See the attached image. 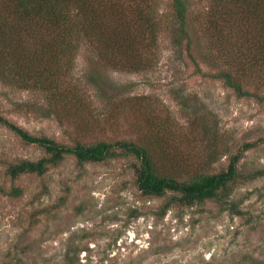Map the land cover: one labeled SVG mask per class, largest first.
<instances>
[{
    "label": "rangeland",
    "instance_id": "374dc122",
    "mask_svg": "<svg viewBox=\"0 0 264 264\" xmlns=\"http://www.w3.org/2000/svg\"><path fill=\"white\" fill-rule=\"evenodd\" d=\"M150 1L160 28L154 46L147 40L141 51L145 70L110 64L82 42L67 83L87 99L88 114L59 106L56 118L45 92L0 79V116L69 146L170 131V142L155 149L174 177L223 170L244 144L256 143L239 167L264 171V100L238 98L214 77L228 67L207 32L211 0H184L191 48L174 41L173 0ZM249 89L264 97V87ZM43 156L0 125V264H264V175L230 195L241 216L209 201L159 218L164 199L141 195L128 160L81 166L70 156L43 177L8 175L11 165Z\"/></svg>",
    "mask_w": 264,
    "mask_h": 264
},
{
    "label": "trees",
    "instance_id": "16d2710c",
    "mask_svg": "<svg viewBox=\"0 0 264 264\" xmlns=\"http://www.w3.org/2000/svg\"><path fill=\"white\" fill-rule=\"evenodd\" d=\"M173 8L177 23L174 41L180 45L186 40L191 48L194 38L187 32L189 6L184 0H173ZM158 15L150 0H0V79L45 92L56 118L61 116L56 110L59 106L75 108L79 116L88 114L87 99L67 83L82 42L107 55L110 64L119 63L128 71L145 70L148 65L142 61L141 51L157 41ZM207 26L217 48L218 62H225L228 67L214 77L238 98L264 100L249 89L264 87V0H211ZM218 65L213 66L220 69ZM0 125L24 144L44 151L37 161L22 160L11 165L8 175L12 180L24 175L43 177L70 156L81 166L110 159L128 160L141 195L164 199L157 211L159 218L174 206L193 207L209 201L219 204L222 211L241 216L243 211L229 201L230 195L238 185L264 175V171L244 172L239 167L245 153L256 143L244 144L230 156L223 170L214 171L207 166L184 178L174 177L164 168L165 159L157 155L155 146L171 140L170 131L164 129L159 132L161 136L156 132L157 138L142 141H77L69 146L33 135L4 116H0ZM10 193L20 196L21 190Z\"/></svg>",
    "mask_w": 264,
    "mask_h": 264
}]
</instances>
